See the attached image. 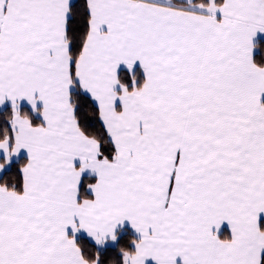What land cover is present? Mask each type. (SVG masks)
<instances>
[{"label": "snow or ice", "instance_id": "6c2138e0", "mask_svg": "<svg viewBox=\"0 0 264 264\" xmlns=\"http://www.w3.org/2000/svg\"><path fill=\"white\" fill-rule=\"evenodd\" d=\"M262 41L264 0H0V264H264Z\"/></svg>", "mask_w": 264, "mask_h": 264}, {"label": "trees", "instance_id": "16d2710c", "mask_svg": "<svg viewBox=\"0 0 264 264\" xmlns=\"http://www.w3.org/2000/svg\"><path fill=\"white\" fill-rule=\"evenodd\" d=\"M261 43L264 44V41H262ZM258 54H259V53L257 52V55H258Z\"/></svg>", "mask_w": 264, "mask_h": 264}]
</instances>
